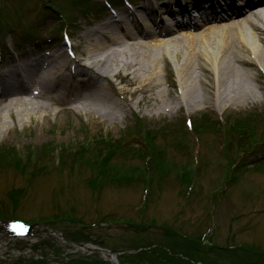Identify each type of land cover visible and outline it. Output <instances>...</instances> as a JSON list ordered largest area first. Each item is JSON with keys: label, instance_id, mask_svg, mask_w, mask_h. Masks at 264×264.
I'll return each mask as SVG.
<instances>
[{"label": "rangeland", "instance_id": "obj_1", "mask_svg": "<svg viewBox=\"0 0 264 264\" xmlns=\"http://www.w3.org/2000/svg\"><path fill=\"white\" fill-rule=\"evenodd\" d=\"M162 1L0 0L5 52L20 53L14 62H0V70L59 49L70 59L80 57L85 35L126 10ZM245 1L233 5L243 8ZM181 2L191 9L186 20L201 24ZM154 23L156 29L160 23ZM64 34L75 46L73 56ZM251 56L244 53L248 61ZM180 64L160 66L162 86L146 101L135 93L142 86L129 78L104 82L111 105L127 106L124 112L85 111L76 92L60 90V103L45 99L47 110L40 113L24 119L15 110L6 113L0 219L29 224L26 238L34 242L0 223V240L17 239L11 247L18 250L0 253V264H110L100 254L74 252L50 232L113 251L121 264H264V69L242 66L252 92L247 99L218 100L198 84L196 104L180 105L174 97L149 101L159 91L181 89ZM208 74L197 70L204 85ZM63 77L70 74L56 75L58 84ZM237 127L249 130L234 133ZM192 128L197 134L186 133Z\"/></svg>", "mask_w": 264, "mask_h": 264}, {"label": "bare ground", "instance_id": "obj_2", "mask_svg": "<svg viewBox=\"0 0 264 264\" xmlns=\"http://www.w3.org/2000/svg\"><path fill=\"white\" fill-rule=\"evenodd\" d=\"M184 1L188 4L195 1L199 9H206L205 4L209 3L210 9L216 6L218 11L212 13L210 23L204 27L191 19L183 23L174 21V27L162 23L161 16L175 17L179 12L192 17L191 9L183 2L180 4V0H177L178 11L173 8L171 0L151 7L140 5L135 12L126 10L85 35L87 46L79 52L80 57L70 59L59 49L22 61L11 69L9 67L6 77L0 78V128H9L6 122L8 112L13 115L15 110L16 115L24 119L47 110L43 103L45 99L59 104L57 94L60 90L76 92L85 111L113 114L114 107L121 112L127 106L111 105L107 93L109 86L104 82H109L112 76L129 78L131 83L142 86L135 93L141 92L146 101L148 93L162 86L159 70L167 60L181 62L178 70L181 89L175 93L159 91L149 101L157 99L165 103L166 97H174L180 105L196 104L200 98L198 84L207 93L210 90L209 95L218 100L250 98L252 92L246 88L249 75L242 66L257 63L264 69V42L263 46L259 43H262L260 35H264L263 0H246L243 8H234V0H223L222 3L214 0ZM149 22L154 26V22L160 24L153 29ZM246 51L252 55L249 61L244 57ZM202 61L211 65L209 71L202 66ZM198 69L209 73L208 84L204 85L197 77ZM64 72H68L70 77H63L64 82L60 85L55 80L56 75ZM121 94L125 97V93ZM6 248L0 243L2 256ZM77 249L93 251L95 247L89 245V250ZM99 254L110 264H120L114 254L105 251Z\"/></svg>", "mask_w": 264, "mask_h": 264}, {"label": "trees", "instance_id": "obj_3", "mask_svg": "<svg viewBox=\"0 0 264 264\" xmlns=\"http://www.w3.org/2000/svg\"><path fill=\"white\" fill-rule=\"evenodd\" d=\"M216 125V124H215ZM217 126V125H216ZM244 126V125H243ZM195 131H197L196 129H194ZM248 130H249V127H246V128H243V129H239L238 127L237 128H234L233 129V132L235 133V132H239V133H242V134H245V133H247L248 132ZM231 132V131H230ZM145 137L147 138V139H149V133H147V134H145ZM115 144H116V142H115ZM0 157H3L1 154H0ZM12 163H14V161H12ZM25 165H27V163H25ZM5 167V166H7V164L4 162L3 164L0 162V167Z\"/></svg>", "mask_w": 264, "mask_h": 264}, {"label": "flooded vegetation", "instance_id": "obj_4", "mask_svg": "<svg viewBox=\"0 0 264 264\" xmlns=\"http://www.w3.org/2000/svg\"><path fill=\"white\" fill-rule=\"evenodd\" d=\"M187 250V249H186Z\"/></svg>", "mask_w": 264, "mask_h": 264}]
</instances>
